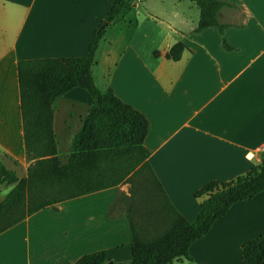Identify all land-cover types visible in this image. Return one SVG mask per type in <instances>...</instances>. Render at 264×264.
Returning <instances> with one entry per match:
<instances>
[{"label": "crops", "instance_id": "crops-1", "mask_svg": "<svg viewBox=\"0 0 264 264\" xmlns=\"http://www.w3.org/2000/svg\"><path fill=\"white\" fill-rule=\"evenodd\" d=\"M158 1L156 11L149 0H133L131 9L107 25L124 24L122 38L128 39L119 51L110 46L103 57L97 51L92 75L99 88L111 87L144 114L148 162L174 207L192 220L200 201L196 189L264 160V0H228L234 5L222 7L218 15L227 26L199 30V11L191 14V5ZM109 7L110 0H0V161L18 177L26 174L30 160L17 61L84 55ZM178 40L185 45L180 58H166ZM100 61L103 76L97 80L94 68ZM90 104L80 87L54 99L58 156L61 146L70 147ZM12 185L0 182V200ZM119 191L127 193V185L28 215L0 233V264H73L81 254L100 249L112 264H130L128 219L122 210L110 209ZM262 233L264 190L234 202L193 241L191 261L171 264H243L242 241Z\"/></svg>", "mask_w": 264, "mask_h": 264}, {"label": "trees", "instance_id": "trees-1", "mask_svg": "<svg viewBox=\"0 0 264 264\" xmlns=\"http://www.w3.org/2000/svg\"><path fill=\"white\" fill-rule=\"evenodd\" d=\"M133 0H110L104 18L93 31L84 55L36 57L17 61L20 111L26 157V174L18 177L0 161V182L13 184L0 200V233L33 212L96 190L127 184L110 209L126 215L130 230V264H171L192 260L189 247L205 235L212 223L236 201L264 190V160L247 172L227 180H210L194 191L199 206L192 220L172 204L148 162L144 145L148 121L144 114L121 100L111 87L99 88L92 75L96 52L105 27ZM199 9L195 30L206 26L223 29L219 21L228 0H190ZM104 21V23H103ZM180 40L165 52L180 58ZM156 54V52H155ZM87 90L91 104L73 135L64 161L57 154L53 129V101L69 90ZM243 264H264V233L241 243ZM106 250L81 254L73 264H105Z\"/></svg>", "mask_w": 264, "mask_h": 264}, {"label": "rangeland", "instance_id": "rangeland-1", "mask_svg": "<svg viewBox=\"0 0 264 264\" xmlns=\"http://www.w3.org/2000/svg\"><path fill=\"white\" fill-rule=\"evenodd\" d=\"M152 5L156 8V11H157V3L159 4V1L158 0H149ZM185 1V3H188L189 5H191V7L189 8V12L191 14H195L199 11L198 9V6L195 4V2L193 1H190V0H183ZM157 2V3H155ZM155 10V9H154ZM143 14H139L138 16L142 17ZM104 23V21H103ZM111 23V22H110ZM109 23V24H110ZM116 26H106L105 27V30H104V33L99 41V44H98V53L97 55H99V57H103L104 55V52L105 50L109 49L110 46H113L115 48L116 51H119V49L124 45L125 41H127L128 37L126 38H122L123 36V31L125 29V27L120 24V22H116L115 24ZM103 64H102V61H100V64L96 66V68H94V74L97 78V80L99 79H102V76H103ZM69 153V148L68 147H64V146H61L59 148V156L62 160L65 159V157L68 155ZM126 183H124L125 185ZM127 185V184H126ZM176 261L178 260H173L174 263H177Z\"/></svg>", "mask_w": 264, "mask_h": 264}, {"label": "water", "instance_id": "water-1", "mask_svg": "<svg viewBox=\"0 0 264 264\" xmlns=\"http://www.w3.org/2000/svg\"><path fill=\"white\" fill-rule=\"evenodd\" d=\"M105 264H112V262L109 260V261H107Z\"/></svg>", "mask_w": 264, "mask_h": 264}]
</instances>
